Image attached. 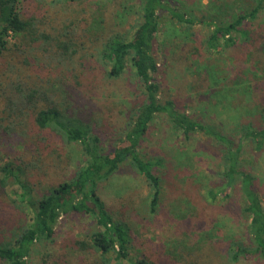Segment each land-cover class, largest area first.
Segmentation results:
<instances>
[{"label":"rangeland","instance_id":"rangeland-1","mask_svg":"<svg viewBox=\"0 0 264 264\" xmlns=\"http://www.w3.org/2000/svg\"><path fill=\"white\" fill-rule=\"evenodd\" d=\"M167 1L196 18L202 13L212 14L209 0ZM48 2H29L24 12L21 11L25 16L45 17L44 31L49 40L34 45L28 43V47L23 49L18 48L17 37H9L7 48L12 52H5L0 58V89L13 92L15 85L19 84L22 89L43 90L50 80L56 93L65 92L74 114L91 123L99 144L109 152L119 143V133L133 102H137L139 90L129 69L119 78H107L99 52L102 42L110 36L119 35L126 39L132 35L133 27L140 19L137 2L132 0L123 10L118 5L120 0H85L56 6H49ZM111 10L112 13H109ZM45 11L47 13H43ZM183 27L173 24L167 15L161 19L154 43L159 59L156 75L160 84L159 96L163 100H173L188 115L217 124L235 136L232 132L234 125L252 116L256 104L249 105V99L247 106L244 99L239 100L244 96L242 90L227 89L220 78L219 71L226 67V62L233 65L239 58L230 57L227 60L219 54L212 55L210 59L217 74L200 72V75L207 78L208 85L214 78L217 83H214L213 89L209 85V88L203 86L196 91L191 90L195 67L187 66L191 58L186 50L190 49V44L200 47L199 41L208 29L199 24L190 31ZM57 29H63L67 34ZM96 35L100 36L101 42L96 41V37L93 39ZM196 37L199 38L197 42ZM80 43H84V49ZM63 44L66 46L63 47ZM25 57L29 63L26 66L23 65ZM57 58L64 60L54 63ZM223 59L225 61L219 64ZM5 97L0 91V109L6 102ZM23 121L25 124L17 129L0 134V166L16 157L19 158L17 163L33 160L37 167L29 171L34 175L36 186H42L36 189L38 193L46 185L67 181L83 163L81 148L52 138L48 133L35 131L30 116ZM199 139L179 149L182 144L179 135L172 134L160 119L143 138L142 153L166 155L167 159H174H171L173 166L167 165L170 168L162 170L168 171L164 176L162 209H158L157 213H149L148 188L130 167H122L104 184H99L98 192L106 208L115 218L125 219L130 226L134 255L149 259L159 257L165 264H226L220 256V243L214 242L232 239L241 233L245 222L240 217V198L238 194H233L227 201L218 199L213 203L203 198L205 189L217 186L219 181L213 173L215 152L208 145L200 146L203 138ZM173 149L174 154L171 155ZM253 157L252 173L256 176L257 190L264 207V149ZM15 187L8 184L0 190V241L25 224L29 217L28 213L26 216L19 212L11 202V192ZM180 187L183 191L179 190ZM94 227L92 217L86 214L72 212L61 215L54 226L52 238L33 245L27 264H95L98 259L96 253L91 249L82 250L77 245L78 241H88ZM237 264L262 263L251 259Z\"/></svg>","mask_w":264,"mask_h":264},{"label":"trees","instance_id":"trees-1","mask_svg":"<svg viewBox=\"0 0 264 264\" xmlns=\"http://www.w3.org/2000/svg\"><path fill=\"white\" fill-rule=\"evenodd\" d=\"M33 1L47 2L0 0V58L5 52H12L7 48L9 37H17V46L23 49L28 43L34 45L49 40L44 31L45 17L25 16L22 13L26 4ZM83 1L49 0L48 4L56 6ZM131 1L120 0V10L125 9ZM135 1L140 19L133 27L132 35L126 39L119 35L110 36L102 42L99 52L107 78H119L129 69L138 86L136 96L140 97H137V102H133L132 110L128 112V118L119 133V143L111 151L106 152L101 147L99 138L93 134L91 123L82 121L74 114L65 92L56 93L54 83L50 80L46 82L45 89L41 87L43 90L22 89L19 84L15 85L13 92L0 89L6 95V102L0 109V134L24 125L23 120L30 116L35 131L48 133L52 138L61 139L67 144H76L83 155L82 165L71 173L67 181L46 185L39 193L36 189L42 186H36L34 175L29 171L37 167L33 160L17 163L16 159L19 158L16 157L0 166V190L8 184L16 186L11 192V202L19 212L26 216L29 214L25 224L0 241V264H27L33 245L52 238L58 218L72 212L86 214L95 222L88 241L77 242L82 250L91 249L96 253L98 259L95 264H165L159 257L149 259L133 254L128 222L115 218L98 192L99 184H104L122 167H130L148 188L149 213L154 214L162 209L164 176L168 171L162 170L169 169L167 165L173 166L174 159L141 152L143 138L158 119L167 124L172 134L179 135L182 142L179 149L186 148L187 143L202 137L203 141L199 145H208L215 152L213 173L219 183L213 188H204V199L212 203L218 199L223 202L233 194L239 195L240 217L245 224L236 237L214 242L220 243L218 248L222 260L226 264H237L256 259L264 264V207L257 190L256 176L252 173L253 155L264 149V0H209L212 14L202 13L198 18L182 12L167 0ZM166 15L173 24L184 26L186 30L190 31L197 24L208 29L199 41L200 47L190 44V49L186 50L191 58L187 66L195 67L191 90L196 91L203 86L209 88V85L213 89L214 83H217L214 78L212 84L208 85L207 78L200 75V72L205 75L211 72L217 74L210 59L212 55L219 54L227 60L230 57L239 58L233 65L226 62V67L219 71L220 78L227 89L233 87L242 90L244 96L239 100L244 99L247 106L249 99V105L253 102L256 104L252 116L234 125L232 132L235 136L217 124L188 115L173 100L160 98V84L156 78L159 59L154 43L161 19ZM57 30H62L65 35L68 26L65 29L67 31ZM95 37L96 41L101 42L99 35L93 39ZM80 47L83 48L84 43H80ZM225 59L220 60L219 64ZM63 60L57 58L54 63ZM28 64V58H23V65ZM249 76H252V80H249ZM170 152L174 154V149ZM181 165L185 166L183 163ZM179 190L183 191L182 187Z\"/></svg>","mask_w":264,"mask_h":264},{"label":"clouds","instance_id":"clouds-1","mask_svg":"<svg viewBox=\"0 0 264 264\" xmlns=\"http://www.w3.org/2000/svg\"><path fill=\"white\" fill-rule=\"evenodd\" d=\"M205 2H206V0H205Z\"/></svg>","mask_w":264,"mask_h":264}]
</instances>
